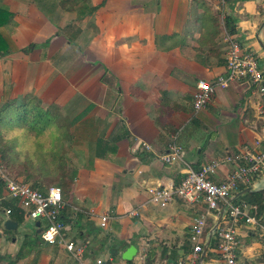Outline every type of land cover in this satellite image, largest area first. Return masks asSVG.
Listing matches in <instances>:
<instances>
[{"label":"crops","instance_id":"0c3cea01","mask_svg":"<svg viewBox=\"0 0 264 264\" xmlns=\"http://www.w3.org/2000/svg\"><path fill=\"white\" fill-rule=\"evenodd\" d=\"M0 7L11 13L0 26L11 49L0 55V109L30 99L54 109L53 118L65 124L91 125V143L80 128L82 144L72 147L76 176L63 192L61 211L66 238L89 241L85 262L174 264L190 251L192 220L204 205L180 199L153 205L146 188L181 178L182 163L160 157L176 141L172 134L195 116V80L214 81L226 71V35L264 56V0H224L223 6L218 0H0ZM213 97L224 131L233 136L224 149L253 144L264 115L258 116L247 85L218 87ZM216 157L195 155L189 163L199 169ZM229 171L224 164L213 179ZM248 186L262 187L264 180L240 186L234 197ZM4 202L16 228H5L0 255L7 261L0 264H79L62 245L41 242L38 231L27 241L29 219L16 202ZM103 214L109 216L104 228ZM237 233V262L264 264L258 234L249 226ZM210 244L201 264H225ZM131 245L136 253L126 260Z\"/></svg>","mask_w":264,"mask_h":264},{"label":"built area","instance_id":"2783aa9c","mask_svg":"<svg viewBox=\"0 0 264 264\" xmlns=\"http://www.w3.org/2000/svg\"><path fill=\"white\" fill-rule=\"evenodd\" d=\"M218 2L220 6L224 5V0ZM226 40V71L214 81L204 78L195 80L191 93L193 110L197 112L205 108L218 87L227 88L230 84L243 82L256 96L258 116L261 117L264 115V70L259 68L258 54L240 45L230 34L226 35ZM260 133L253 144L227 152L221 159L205 163L199 169H194L183 158L181 148L174 141L169 144L167 152L161 155L160 158L165 163H182V176L175 184L156 183L148 186V202L162 206L171 200L180 199L188 204L204 205L192 220L190 251L179 257L174 264H201L205 247H209L208 238L211 240L214 235L220 259L225 264H239L235 252L238 243L237 225L242 221L256 230L264 241V215L257 217L245 201H233L234 193L240 186L254 184L260 177L258 174L264 171V124L260 127ZM144 146L149 147L145 143ZM224 164L230 165V171L225 177L214 180L213 176ZM0 184L6 192L0 196V217L3 218V221L0 220V235L4 233V223L12 212L10 206L4 205V201L10 197L16 200V206L24 211L26 218L39 223L36 227L41 242L62 245L79 264H107L101 257H96L90 262L81 260L89 241H73L66 238L65 224L61 219L65 201L59 186H49L44 192H40L24 180L10 175L1 161ZM209 217L213 218L215 223L207 232ZM108 218L107 214L100 215L99 226L104 228Z\"/></svg>","mask_w":264,"mask_h":264},{"label":"trees","instance_id":"16d2710c","mask_svg":"<svg viewBox=\"0 0 264 264\" xmlns=\"http://www.w3.org/2000/svg\"><path fill=\"white\" fill-rule=\"evenodd\" d=\"M88 11H93V8H89ZM10 17L11 13L0 7V26L6 24ZM10 50L7 40L0 33V55H5ZM51 110L55 111L43 108L37 103H31L30 99L20 105H15L14 102L9 103L0 109V157L10 170L16 171L17 175H22L30 186L40 192H44L49 186H59L62 192H65L76 176V168L68 164L67 156H69L72 142H77L75 140L77 134L75 131L68 130L69 123L59 124L57 118H53L55 114ZM48 124L49 127L46 128ZM12 126L25 131L26 135L22 137V140L11 138ZM4 163H2L3 166ZM0 189H3L1 184ZM233 201H245L251 206V212L257 217L263 216L264 186L254 187L234 197ZM214 223L212 220L207 232ZM203 259H209L208 253L205 252ZM2 260L7 261L6 257L0 255V262ZM6 264L11 262L8 261Z\"/></svg>","mask_w":264,"mask_h":264},{"label":"rangeland","instance_id":"374dc122","mask_svg":"<svg viewBox=\"0 0 264 264\" xmlns=\"http://www.w3.org/2000/svg\"><path fill=\"white\" fill-rule=\"evenodd\" d=\"M220 10H221V8L218 9L217 13L220 14V17H221L222 12ZM258 62H259V68L264 70V56L260 57V55H258ZM213 100H214V97L212 95L211 100L208 103L209 104L208 108L205 110H202L201 112H197L195 114V111H193V109H192L191 115L194 114L195 115L194 118H192L191 120H188L187 123H184V125L181 126V128H179L171 136V138L173 136H175V138H176L175 143L177 146L179 145V147L182 148L181 150L183 152V158L188 162H191V157L195 156V155L196 156L200 155V156L204 157V155L207 154L208 157L215 159V157H216L215 150L217 148L220 149L221 152L218 154L219 156L217 155L218 157H216V158H222L227 154V152H230L229 150L224 149L225 148L224 143L228 142L229 139H231L233 136H231V137H230V135L227 136L226 132L224 131V128H223L224 119H223L222 115H219L221 109L214 105ZM227 109H229V106ZM232 110L234 111V113H237V109L236 110L232 109ZM57 121H59V124L64 123V122H62V120L57 119ZM74 123H78V125L74 126ZM74 123L67 125V127H70V128H68V130L70 132L75 131V134H77L76 131H78L81 128V131L83 132L82 134L87 135V138H86L87 144L91 143V141L93 139V135L91 134L90 123L89 122L87 123V125L89 124V127H87V128L85 127V125L81 124V121H74ZM48 127H49V124L47 125L46 128H48ZM10 131H11V133H10L11 138H14L17 140H22V137L26 135V134H24L25 131L22 128L19 129V127H16V126H12ZM228 137H230V138H228ZM81 138H82V136H80V135L75 137V140H77V142H75V141L72 142V144L69 148L70 153H69V156H67V158H68L67 161H68V164H70L73 167L77 163L74 162V155H72V153H71L73 151L72 147H74L75 145H77V146L81 145L82 142H78L79 139H81ZM20 145H18V147ZM242 148H243L242 145L237 146V149H242ZM1 158L2 157H0V160L2 161ZM2 163H4V162L2 161ZM4 166L8 169L7 171L9 172L10 175H12L18 179L24 180V177L22 175H17L16 174L17 172L15 171L16 172L15 173L14 171L10 170L5 163H4ZM258 176H260V182L261 181L263 182L264 179L262 180V178H264V171L262 174H258ZM261 185H262V183H261ZM8 200L12 204H14V202H16L15 199L10 198V197L8 198ZM225 217H226V215L224 213L223 219H225ZM0 220L3 221V218L0 217ZM211 222H212V219H211V217H209L208 224H211ZM35 223H36L35 221L29 220V222H27V224H26L27 230L25 231V234L27 237L26 240L29 242L37 239V233H36L37 227H36ZM42 224H44V221L42 222ZM223 224H224V222H223ZM241 226H249V225H247L244 221H242L240 224L237 225V229ZM254 231H255V233H257L256 230H254ZM2 236H3V234L0 235V241H1ZM208 236H209V234L207 235V238H208ZM211 241H213V243L211 244V247H212L216 243V236L215 235L212 237ZM216 253H218V252H216Z\"/></svg>","mask_w":264,"mask_h":264},{"label":"water","instance_id":"95a60500","mask_svg":"<svg viewBox=\"0 0 264 264\" xmlns=\"http://www.w3.org/2000/svg\"><path fill=\"white\" fill-rule=\"evenodd\" d=\"M261 47L264 50V44L263 43H261ZM251 189H252V187L251 186H248L247 188H244L240 192H238L237 193V196L240 195V194L246 193V192L250 191ZM38 225H39V223L36 222V226H38ZM4 226L8 230H12V229H15L16 228V223L13 220L7 219L5 221V223H4ZM209 241H210V238H208L207 245H208ZM206 249H207V246L205 247V250H204V252L202 254V258H203L204 254L206 252ZM135 253H136V247L133 246V245H131V246H129L126 249L125 254H123V258L126 259V260H130L133 257V255H135Z\"/></svg>","mask_w":264,"mask_h":264},{"label":"snow or ice","instance_id":"6c2138e0","mask_svg":"<svg viewBox=\"0 0 264 264\" xmlns=\"http://www.w3.org/2000/svg\"><path fill=\"white\" fill-rule=\"evenodd\" d=\"M205 87H207V85H205Z\"/></svg>","mask_w":264,"mask_h":264}]
</instances>
